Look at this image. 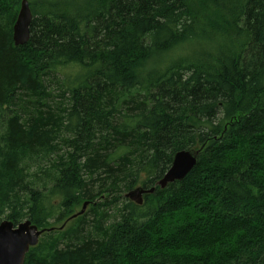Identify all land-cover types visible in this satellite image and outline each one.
<instances>
[{"label":"trees","instance_id":"obj_1","mask_svg":"<svg viewBox=\"0 0 264 264\" xmlns=\"http://www.w3.org/2000/svg\"><path fill=\"white\" fill-rule=\"evenodd\" d=\"M21 1L0 0V222L54 228L24 264H264V0H38L15 47Z\"/></svg>","mask_w":264,"mask_h":264},{"label":"water","instance_id":"obj_2","mask_svg":"<svg viewBox=\"0 0 264 264\" xmlns=\"http://www.w3.org/2000/svg\"><path fill=\"white\" fill-rule=\"evenodd\" d=\"M32 22V13L26 0H22L20 10L13 25L12 41L15 47L25 46L30 40V25ZM201 149H190L177 152L170 168L156 183V187L164 190L168 185L183 181L188 174L196 167L198 156ZM155 188L145 190L137 187L125 194V199L137 206L143 204V196L151 195ZM89 202H84L81 210L71 216L58 230H63L66 223L82 216ZM54 229H38L37 226L31 224L29 220H25L18 225L3 220L0 222V264H24L26 255L31 248L38 245L40 237L44 233L53 231Z\"/></svg>","mask_w":264,"mask_h":264},{"label":"rangeland","instance_id":"obj_3","mask_svg":"<svg viewBox=\"0 0 264 264\" xmlns=\"http://www.w3.org/2000/svg\"><path fill=\"white\" fill-rule=\"evenodd\" d=\"M27 2H28V4L29 3H31V2H37L38 0H26ZM19 13V12H18ZM188 47H189V45H188ZM188 47L187 46H185V48H183V52H180L179 50H177V51H174L173 53L171 52V54H170V57L171 58H174V57H176L177 55H179V54H181V53H188L189 51H188ZM190 48V47H189ZM169 57V58H170ZM68 73L69 74H71V72H69L68 71ZM126 194V193H125ZM124 194V195H125ZM81 207V206H80ZM80 207H78V208H76L75 210H74V213H77V212H79L80 211ZM89 211V206L87 207V209H86V212H88ZM63 224V222H61V223H58V224H54V225H52L53 227H56V228H59L61 225ZM71 224V222H69V223H67L65 226V229L69 226Z\"/></svg>","mask_w":264,"mask_h":264},{"label":"bare ground","instance_id":"obj_4","mask_svg":"<svg viewBox=\"0 0 264 264\" xmlns=\"http://www.w3.org/2000/svg\"><path fill=\"white\" fill-rule=\"evenodd\" d=\"M160 179H161V178H160ZM160 179H159V180H160ZM159 180H158V181H159ZM158 181H157V182H158ZM157 182H156V183H157ZM137 187H141V186H137ZM137 187H135V188H137ZM135 188H133V189H135ZM142 188H143V187H142ZM133 189H131V190H133ZM143 189H144V188H143ZM151 189H152V188H151ZM131 190H130V191H131ZM145 190H150V189H145ZM130 191H128L127 193H129ZM127 193H126V194H127ZM124 196H125V195H124ZM50 229H54V228H50Z\"/></svg>","mask_w":264,"mask_h":264}]
</instances>
